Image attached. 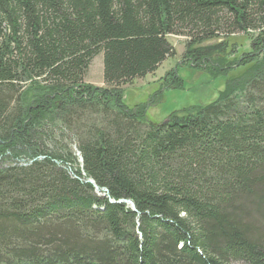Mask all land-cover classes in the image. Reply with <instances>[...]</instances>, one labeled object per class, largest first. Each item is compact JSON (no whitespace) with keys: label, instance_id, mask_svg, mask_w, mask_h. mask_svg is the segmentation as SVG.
<instances>
[{"label":"trees","instance_id":"16d2710c","mask_svg":"<svg viewBox=\"0 0 264 264\" xmlns=\"http://www.w3.org/2000/svg\"><path fill=\"white\" fill-rule=\"evenodd\" d=\"M236 34L213 103H123L167 36L217 78ZM0 264H264V0H0Z\"/></svg>","mask_w":264,"mask_h":264},{"label":"rangeland","instance_id":"374dc122","mask_svg":"<svg viewBox=\"0 0 264 264\" xmlns=\"http://www.w3.org/2000/svg\"><path fill=\"white\" fill-rule=\"evenodd\" d=\"M167 41L174 50V56L166 59L158 69L142 79H136L132 85L122 87L123 103L130 109L144 106L146 120L150 123L161 124L173 113L190 107H203L213 103L219 93L224 90L226 79L237 77L251 64L233 70L235 63L251 52V40L243 34L232 35L227 39L214 40L205 46H215L225 43V49L215 58L225 60V64H233L232 71L227 76L212 78L206 72V65L193 66L183 59L185 39L178 36H167ZM235 66V67H234ZM102 55L96 56L84 77V83L95 88H103ZM174 74L175 81L171 85ZM72 153L79 158L75 148Z\"/></svg>","mask_w":264,"mask_h":264},{"label":"water","instance_id":"95a60500","mask_svg":"<svg viewBox=\"0 0 264 264\" xmlns=\"http://www.w3.org/2000/svg\"><path fill=\"white\" fill-rule=\"evenodd\" d=\"M127 205H129V207H133V205H132V203L130 202V201H127V202H125Z\"/></svg>","mask_w":264,"mask_h":264},{"label":"bare ground","instance_id":"6f19581e","mask_svg":"<svg viewBox=\"0 0 264 264\" xmlns=\"http://www.w3.org/2000/svg\"><path fill=\"white\" fill-rule=\"evenodd\" d=\"M129 206V205H128Z\"/></svg>","mask_w":264,"mask_h":264}]
</instances>
